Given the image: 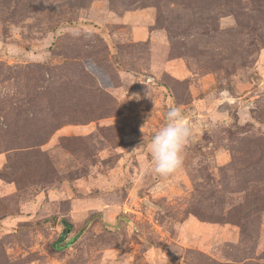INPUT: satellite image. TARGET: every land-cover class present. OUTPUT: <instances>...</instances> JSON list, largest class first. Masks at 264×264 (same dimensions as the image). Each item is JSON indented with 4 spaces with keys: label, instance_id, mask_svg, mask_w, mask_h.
<instances>
[{
    "label": "rangeland",
    "instance_id": "rangeland-1",
    "mask_svg": "<svg viewBox=\"0 0 264 264\" xmlns=\"http://www.w3.org/2000/svg\"><path fill=\"white\" fill-rule=\"evenodd\" d=\"M0 264H264V0H0Z\"/></svg>",
    "mask_w": 264,
    "mask_h": 264
},
{
    "label": "clouds",
    "instance_id": "clouds-1",
    "mask_svg": "<svg viewBox=\"0 0 264 264\" xmlns=\"http://www.w3.org/2000/svg\"><path fill=\"white\" fill-rule=\"evenodd\" d=\"M164 125L153 134L149 142L152 171L169 178L183 166V151L191 139L192 129L178 106L166 112Z\"/></svg>",
    "mask_w": 264,
    "mask_h": 264
},
{
    "label": "water",
    "instance_id": "water-1",
    "mask_svg": "<svg viewBox=\"0 0 264 264\" xmlns=\"http://www.w3.org/2000/svg\"><path fill=\"white\" fill-rule=\"evenodd\" d=\"M64 223V231L63 235L61 236V240L65 238L66 234L71 230V225L67 221H63Z\"/></svg>",
    "mask_w": 264,
    "mask_h": 264
}]
</instances>
